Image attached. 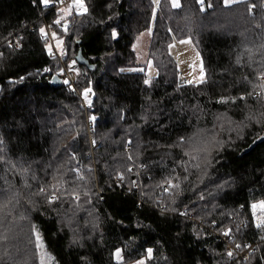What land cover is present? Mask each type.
<instances>
[{
	"label": "trees",
	"instance_id": "obj_1",
	"mask_svg": "<svg viewBox=\"0 0 264 264\" xmlns=\"http://www.w3.org/2000/svg\"><path fill=\"white\" fill-rule=\"evenodd\" d=\"M84 2L88 13L67 18L64 31L54 23L61 16L55 5L0 0V205L11 201L0 208V264H38L33 225L58 264H117L116 248L128 264L148 248L146 264H264V231L251 209L264 200V122L245 120L264 111V100L247 95L264 71V0H179V7L161 0L155 17L152 0ZM41 27L64 40L66 55H48ZM151 28L147 57L157 76L145 84V72L120 69L139 66L135 44ZM14 36L19 49L9 47ZM187 38L203 59L201 83L182 81L170 54L174 40ZM79 49L85 62H76V82L52 83ZM87 87L95 122L89 104L83 108ZM213 138L224 144H209L206 165L193 149ZM141 165L140 176L127 171ZM176 175L182 191L173 204L164 189ZM133 180L138 186L129 191ZM58 181L80 192L79 209L67 193L51 205L38 194ZM160 202L177 211L162 212ZM225 227L240 252L254 248L247 259L227 256Z\"/></svg>",
	"mask_w": 264,
	"mask_h": 264
},
{
	"label": "snow or ice",
	"instance_id": "obj_2",
	"mask_svg": "<svg viewBox=\"0 0 264 264\" xmlns=\"http://www.w3.org/2000/svg\"><path fill=\"white\" fill-rule=\"evenodd\" d=\"M59 2L61 4L64 3V0H59ZM205 0H199V3L201 4V6L204 5ZM226 5H230L232 3H236L239 2V0H224ZM33 3H36V0H33ZM40 3L47 7L49 4L54 3V0H40ZM173 5L175 7H179V2L178 0H173ZM210 6V5H209ZM252 7L254 8L255 5H252ZM61 16L59 19H57L56 21H54L55 24L57 25H61V27L63 28L64 31H67L68 28V22L66 17L71 16L73 14V11H75V13L77 15H85L88 13V8L85 5L84 0H71V3L68 4L66 7L60 8L59 9ZM63 21V23H62ZM51 27V26H49ZM257 27H259V25H257ZM39 32L41 33L42 36L45 37V48L47 50V53L49 56H53V58H55V53L53 51V46L52 44L47 42V38H48V33L45 30V28L41 27L39 29ZM51 37L53 40L56 41V45L55 47L59 50L60 56L63 57L64 55H66L65 49L63 47V40L60 39L57 35L56 32H52L51 33ZM111 37L112 39H116L118 38V33L116 32L115 29L112 30L111 33ZM9 47H13V45L11 44V42H9ZM15 47L19 48L22 47V45L19 43V41L16 42ZM262 47H264V45H262ZM250 51V50H249ZM3 53H0V56H2ZM237 62L239 63V58L237 60ZM76 61L73 60L71 62V64L68 66V71H72L75 72L77 75H80L79 69L75 68ZM44 72H50L51 69L50 68H44L43 69ZM60 73L62 74L64 72V69H59ZM121 72L124 71H143V69H120ZM257 78L260 81L258 84H253V91L247 93L248 96H251L253 98H255L257 100V102L264 100V71H259L257 73ZM22 79V78H21ZM245 79H247V77H245ZM203 81V68H201V79L200 82ZM65 84H69L70 85V81L68 80H64ZM145 84H150L151 83V78L146 79L144 81ZM188 83H192V81H188ZM259 88V92H256L255 89ZM75 89H73L74 91ZM90 94L94 95L92 88L91 87H87L84 89L83 92V97L84 99L88 102L89 107H91V99L89 98ZM240 99H245L244 96H241ZM232 101L235 102V98H232ZM220 102L222 103H226L227 100L225 98H221ZM90 119L95 122L96 117L93 115L90 117ZM245 120L247 121H254L257 124H261L262 122H264V111H261L259 113H253V112H249L248 115H246ZM247 124H244L243 122H241L240 125H238V127H247ZM181 144L184 143V138L181 137L180 141ZM96 141L92 140V144L95 145ZM129 144H131V141H128ZM4 144V140L3 138H0V145ZM209 144H214L219 146V148L223 147L224 142L223 141H219V140H215V138H213L212 141L208 142L205 144L204 147L202 148H194L193 151L197 152V153H204L203 156V160L205 162V164H209L210 160L208 159V157L211 155V148L209 147ZM0 151H3V148H0ZM185 156H189L192 160H196L199 161L201 159L200 156H192V153L190 151H185L184 153ZM0 159H3V157H0ZM72 159H75V157L73 156ZM129 160H132V156L129 155L128 156ZM180 165L181 167L184 168L185 172H188V165L187 163H185L184 161H180ZM13 167H15V165H13ZM141 167H144V165H141ZM194 167L196 168H200V163L197 162ZM24 171H27L26 169ZM74 171L78 174V178L81 180H84L85 177L80 174V169L76 168L74 169ZM89 172L93 171L91 168L88 169ZM128 172L132 171V168L129 167L127 169ZM138 175V173H137ZM125 179L124 173H118L117 175V181L118 183L123 182ZM173 179L176 181H179L181 179V177L179 175H176L174 178L172 179H167L165 181L166 184L169 185L168 188H165L164 191L168 192L170 197L172 198L171 202L173 204H175L176 200H175V196L179 195L180 192L182 191L181 189V184L179 182L174 183ZM184 179H187V176L184 177ZM137 181L133 180L130 182L129 184V191L132 190L133 187H137ZM222 187V186H221ZM50 189V190H49ZM67 193L70 197H72L73 199V203L76 209H79L81 207L80 204V192L76 189L73 188L71 189V191H69V189L64 188L63 187V183L58 181L56 184H51L48 185V187H44L41 186L39 188V192L38 194L43 196L46 200V202L51 205V204H55L57 201H60L62 196H64V194ZM146 195V194H145ZM84 196L87 197L89 196V193L87 191L84 192ZM200 199H204L203 194L200 195L199 197ZM11 201H7L5 204L0 205V208H6L7 204L10 203ZM90 202V201H89ZM31 203V202H30ZM160 208L162 210V212H169V211H177V209L175 208H170L169 206L165 205L163 202H160ZM251 209H252V215L255 218V227L257 229H260L262 231H264V200L258 201V202H254L251 204ZM180 215L182 216H187L188 212L184 211L181 212ZM213 224H215V221H213ZM237 231H239V227H237ZM32 232L36 237V246L38 248L43 249L44 245H43V240H42V236L41 233L39 232V230L36 228L35 225L32 226ZM221 234L224 237H229L231 238L233 236V230L230 227H225V228H221L220 229ZM261 240H264V236H261ZM230 242L235 243L234 240H231ZM243 247H251V245H245ZM242 248V245L239 243H235V250H240ZM235 250H228L227 251V256L230 259H235ZM153 255V249L148 248L146 249V254L143 258L141 259H137L135 261L132 262V264H145L147 259L152 258ZM113 256L115 258V260L117 261V264H128V262L125 261L124 255H123V249L121 248H116L115 252L113 253ZM247 259V258H245ZM262 259H264V257H262ZM41 264H45V253H41Z\"/></svg>",
	"mask_w": 264,
	"mask_h": 264
},
{
	"label": "rangeland",
	"instance_id": "obj_3",
	"mask_svg": "<svg viewBox=\"0 0 264 264\" xmlns=\"http://www.w3.org/2000/svg\"><path fill=\"white\" fill-rule=\"evenodd\" d=\"M160 1L161 0H152L154 4V8H155L154 17L159 8ZM240 1H243V0H239V2ZM232 4H235V3H232ZM226 6H229V5H226ZM74 13L75 11H73V14L71 16L66 17V19L72 17ZM151 32H152V28L149 31L143 33L135 44V50L137 51L138 59H139V66L135 69H143V72L146 73L147 78L148 79L151 78L152 80L157 76V71L153 67L152 62L149 61L147 57V48H148V44L151 38ZM63 43H64V40H63ZM55 45H56V41H55ZM170 54L174 58L175 62L177 63V67L179 71V78L182 81L186 83H188V81H192L193 84L201 83L200 82L201 68H203V81L205 80L206 76H205L202 56L199 50L197 49V47L195 46L194 42L190 38L183 39L180 41L174 40L173 43L170 45ZM73 60H71L68 64L70 65ZM59 72L60 71H58L53 76L57 75ZM90 111L91 109L89 107V109L86 110L87 117L90 122H93L90 119V117L92 116L90 114ZM126 151H128V149ZM131 168H132L131 173L135 175H137L138 173L137 176H140L141 175L140 170L144 169V167H141V166H138V167L131 166ZM35 242H36V237H35ZM35 249H36V254L38 258V264H41V253L42 252L45 253V264H58L56 260L54 259V257L46 250L45 245L43 249L38 248L37 246H35Z\"/></svg>",
	"mask_w": 264,
	"mask_h": 264
},
{
	"label": "built area",
	"instance_id": "obj_4",
	"mask_svg": "<svg viewBox=\"0 0 264 264\" xmlns=\"http://www.w3.org/2000/svg\"><path fill=\"white\" fill-rule=\"evenodd\" d=\"M71 3V0H64V3L63 4H61L60 2H59V0H58V3H57V5H55L56 3L54 2V3H51V5H55V7H54V9H53V11H57V10H59L60 8H63V7H66L68 4H70ZM48 33V40L50 41V44H52V46H53V51H54V53H55V57H61L60 56V53H59V51H58V49L55 47V40H53L52 39V37H51V32H47ZM43 38H45L44 36H43ZM17 41H19V37H13V38H11V44L15 47V45H16V42ZM19 43H20V41H19ZM15 48H17V47H15ZM20 48V47H19ZM18 48V49H19ZM51 58H53V56H50ZM77 65L75 64V68H77L76 67ZM62 69H64V72L61 74L60 72L57 74V76L59 77V78H61L63 81L64 80H68V81H70V84L71 85H73L75 82H76V73L75 72H72V71H68V67L67 66H65V65H63V67H62ZM91 97H92V94H90V96H89V98L91 99ZM83 100H84V103H83V108H85V109H87L88 108V102L83 98ZM234 238H235V236H234V233H233V236L231 237V238H229V237H224L223 235H222V239L224 240V241H226L227 242V249L228 250H235V244L234 243H232V242H230L231 240H234ZM247 248V250H244V251H242V252H240L239 250H235V254H237V256H238V258L239 259H241V260H245V258H247L248 257V252H249V250L250 251H253V247H246ZM231 261H233V259H231Z\"/></svg>",
	"mask_w": 264,
	"mask_h": 264
},
{
	"label": "water",
	"instance_id": "obj_5",
	"mask_svg": "<svg viewBox=\"0 0 264 264\" xmlns=\"http://www.w3.org/2000/svg\"><path fill=\"white\" fill-rule=\"evenodd\" d=\"M79 43H80V42H77V44H76L77 47L79 46ZM76 61L78 62V64H82V63L85 62V61L83 60L82 49H79L78 54H77V56H76ZM52 83H54V84H62L63 81H62V79H60L57 75H55V76H53V78H52Z\"/></svg>",
	"mask_w": 264,
	"mask_h": 264
},
{
	"label": "bare ground",
	"instance_id": "obj_6",
	"mask_svg": "<svg viewBox=\"0 0 264 264\" xmlns=\"http://www.w3.org/2000/svg\"><path fill=\"white\" fill-rule=\"evenodd\" d=\"M76 62H77V61H76ZM77 63H78V62H77ZM77 63H76V64H77ZM60 79H61V78H60Z\"/></svg>",
	"mask_w": 264,
	"mask_h": 264
},
{
	"label": "crops",
	"instance_id": "obj_7",
	"mask_svg": "<svg viewBox=\"0 0 264 264\" xmlns=\"http://www.w3.org/2000/svg\"><path fill=\"white\" fill-rule=\"evenodd\" d=\"M173 1V0H172ZM178 2H179V0H178Z\"/></svg>",
	"mask_w": 264,
	"mask_h": 264
}]
</instances>
